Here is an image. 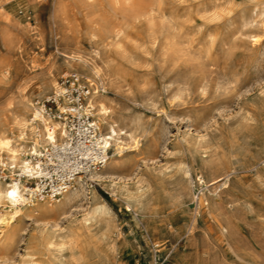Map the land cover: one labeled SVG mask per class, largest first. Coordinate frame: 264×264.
I'll use <instances>...</instances> for the list:
<instances>
[{
  "label": "rangeland",
  "instance_id": "1",
  "mask_svg": "<svg viewBox=\"0 0 264 264\" xmlns=\"http://www.w3.org/2000/svg\"><path fill=\"white\" fill-rule=\"evenodd\" d=\"M83 2L0 0V125L74 70L66 34L99 51L100 100L130 146L65 212L4 225L0 264H264V0Z\"/></svg>",
  "mask_w": 264,
  "mask_h": 264
},
{
  "label": "bare ground",
  "instance_id": "2",
  "mask_svg": "<svg viewBox=\"0 0 264 264\" xmlns=\"http://www.w3.org/2000/svg\"><path fill=\"white\" fill-rule=\"evenodd\" d=\"M85 1L86 0H84V2ZM89 1H91V0H89ZM118 1H120V0H111V2H118ZM84 4H86V3H84ZM54 10H55L54 14H53L54 20L56 21V19L62 18V16H61L62 12L60 13L59 7L56 6ZM136 10H138V9H136ZM122 11L125 12V10H122ZM136 12L140 13L139 11H136ZM134 14L135 13H133V15ZM128 16H130V15H128ZM60 27L62 28V26H60V25L58 26V24H57L56 28H58V31H62V29ZM94 30H96V29H93V30L91 29L89 31V34H90L91 38L93 39V44L99 45L102 41V39H101L102 34L101 33H104V29L100 28V32L94 31ZM65 31H67V30H65ZM96 32L100 33L101 36ZM98 35L100 38L98 37ZM62 38L64 39L65 43H64L62 49L59 48V44L57 43V52H58L59 56L63 59V63L65 64L67 69L68 68L74 69L79 74L86 75V77H87L86 81H87V83L91 89V93H90V96L88 98L89 99L88 102L93 107V115H94V117L97 120V123L99 125L101 134L104 138V143L108 147V158H107V161L105 162V164L103 165V167L100 169L91 170V171L85 173L84 175L87 179L92 180V181L105 180L108 177L105 174V172L107 173L106 168L109 165L110 159L112 158V156H115L116 158L122 157L124 154L123 150L128 149L130 145H129V143H127L125 141V139H123V137H122L123 135L121 136L122 132H120V131L122 128H118L113 121L107 119L106 115H107V112L109 109L108 108L109 105H107L108 107H106L100 100V97L102 96L101 93L105 91V87H104V82H103L101 72H100V69L98 66L99 64L97 65V62L95 60V58H98V59L100 58L99 51L96 48H93L90 51V53H91L90 56L85 57V56L79 54V51L77 52L78 45H77L76 40H72V41H71V39L68 40V36L66 34L64 36H62ZM62 38H60V39H62ZM103 41L105 42V40H103ZM106 42H109V41H106ZM116 46H117V44H116ZM116 49H118V48H116ZM122 52H124V51H122ZM103 63L101 65H103ZM111 70L114 71V69H111ZM102 71H103V69H102ZM114 73H115V71H114ZM49 76H50V78L47 77L48 78V80H47L48 85H49V87L54 89L57 85V80L55 79L56 75L49 72ZM44 79H45V77H44ZM110 85H112V84H110ZM41 86L43 87V85H41ZM41 86H40V88H41ZM105 86H107V82H106ZM181 86H183V85H181ZM49 87H48V89H46V93H43L42 90L40 91V93L41 92L43 93L42 96L44 94H47V90L51 89ZM36 93H38V92H36ZM40 95L38 98L41 97ZM20 97H21V95H20ZM107 104H109V102ZM16 106H17V104H16ZM38 111L39 110L36 107V105L34 104V101H32L30 99V97H28L26 95V97H22L20 99V102L18 104V108H14L13 110H11L9 116L6 115L5 122H3L0 125V164L7 163V164L12 165L11 167L17 166L24 173L25 172L39 173L40 167L37 168L35 166L37 163L39 164V160L35 159V161H33L31 158L28 157L27 154L31 153V154L40 155L41 151H43V149H45L49 146H52L58 140H60V141L63 140V138L66 134L63 124L60 121L55 120L53 118L39 116ZM32 114L34 117H38L37 120L31 121L29 119V117L27 115H32ZM108 114H109V112H108ZM127 119H125L124 121H126ZM112 120L115 121V118L113 117ZM124 133L126 134V132H124ZM5 141H8L7 146H5V144H4ZM136 141H137V139H136ZM136 141H133V143ZM137 143H139V142H137ZM130 144H131V142H130ZM138 146H139V144H138ZM133 147H136V146H133ZM40 148H42V149H40ZM203 149H205V148H203ZM84 175L77 176L75 178L72 186L66 192L62 193L61 196L54 201L51 199H47V198H33L31 195L29 187H27V185L25 186V184L23 185L22 181L20 182L17 179H11V180L5 181V182H7V183H5V182L1 181L2 180L1 179L0 180V208H2V209L0 210V232H3V230H5L4 225L11 224V223L17 221L21 216H24V215L30 216L31 213H35L38 215L39 214L51 215V214H60V213L65 212V210L67 209V206H69L70 202L74 198H76V196L78 197L79 191L83 192L85 190H87V191L92 190L89 188V185H87L86 180L84 178ZM10 191L15 192L14 197L9 196L7 194ZM93 198H94V195H93ZM75 201L73 200L74 203H75ZM52 202H57V205L53 204ZM30 205L32 207L28 208V206H30ZM202 205H203V202H202ZM103 208H104V206L102 204L94 202V205H93L91 210L93 212H99ZM190 222H191V219H190ZM217 228H219L220 232H224L227 230V227L221 223L218 225ZM15 234H16L15 230L12 229L11 232L4 233V237L6 239L11 240L14 238ZM228 248H229V246H228ZM239 250H240V248H239ZM234 251H236V249ZM235 254H237V252ZM215 256H216V254H215ZM217 257H219L218 254H217ZM253 263L256 264V262H253Z\"/></svg>",
  "mask_w": 264,
  "mask_h": 264
},
{
  "label": "built area",
  "instance_id": "3",
  "mask_svg": "<svg viewBox=\"0 0 264 264\" xmlns=\"http://www.w3.org/2000/svg\"><path fill=\"white\" fill-rule=\"evenodd\" d=\"M90 93L86 77L70 70L59 76L51 92L34 101L39 116L60 121L66 134L62 141L43 149L40 155L30 153L34 161L39 160V173H16L18 181L31 182L29 189L33 198L56 200L77 176L100 169L107 161L108 147L88 102ZM37 118L32 114L29 119ZM1 178L5 179L2 170Z\"/></svg>",
  "mask_w": 264,
  "mask_h": 264
},
{
  "label": "snow or ice",
  "instance_id": "4",
  "mask_svg": "<svg viewBox=\"0 0 264 264\" xmlns=\"http://www.w3.org/2000/svg\"><path fill=\"white\" fill-rule=\"evenodd\" d=\"M52 107L54 108L55 105H52ZM4 144H5V146H7L8 141H5ZM35 166H36L37 168H39V167H40V164L37 163ZM5 183H7V182H5ZM7 194H8L9 196H13V197L15 196V192H11V191H10V192H8Z\"/></svg>",
  "mask_w": 264,
  "mask_h": 264
}]
</instances>
